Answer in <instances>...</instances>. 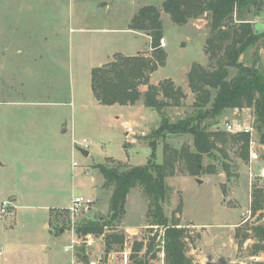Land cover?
<instances>
[{
	"label": "rangeland",
	"instance_id": "obj_1",
	"mask_svg": "<svg viewBox=\"0 0 264 264\" xmlns=\"http://www.w3.org/2000/svg\"><path fill=\"white\" fill-rule=\"evenodd\" d=\"M101 1L0 0V161L3 162L0 166V208L3 201H10L11 195L17 194L16 204L23 207L19 206L18 228L11 237L23 238L27 242L25 245L37 243L39 248V238L44 235L48 237L47 245L56 249L58 256L67 259L68 264L72 263V256L74 264H136L138 259H143L145 264H165L164 227L151 223L149 199L141 186L130 190L126 212L111 228L125 233L123 246L116 244L107 251L104 235H80L76 228L89 219L105 220L112 215L110 201L114 186L105 184L98 165L119 169L144 165L153 152V159L161 163L166 144L177 149L187 144L193 147L191 134L157 136L154 131L163 116L175 121L195 114L198 109L197 93L190 86L189 72L195 63L208 70L215 68V61L207 52L211 16L208 11L184 24H177L168 13H163L162 37L166 38L167 47H160L168 54L165 65L159 67L153 79L160 80L156 84L165 82L170 92L172 88L175 98H179L178 104L168 98L173 104L156 110L145 105L142 97L132 106L104 105L97 102L91 92L88 64L93 58L78 45L83 42L78 39L86 34L71 30L76 25L69 19L60 22L55 17L59 3L69 14L74 4ZM162 1L113 0V3L126 5L124 21L127 22L130 7L157 5ZM236 14L234 20L239 22ZM247 18L253 29L263 36L264 5L258 15L251 13ZM60 23L64 28L60 34L62 42L57 41L56 32ZM126 46L125 50L135 52L128 47L129 43ZM252 47L240 60L261 69L264 67V46H259L254 53ZM236 72L230 67L229 78ZM72 76L77 80L75 90ZM141 85L142 93L148 90L147 84ZM177 89L182 94L176 92ZM160 98H165L163 93ZM226 121L237 128L252 125L259 140L252 108H231L220 116L206 118L203 124L211 130L227 131ZM66 123L68 133L59 134ZM73 139L78 143L74 146V154ZM84 139L87 141L83 142ZM154 141L155 151L151 146ZM82 149L88 150L90 155H84ZM213 153L204 155L201 171L197 174L186 170L184 160L177 163L175 173L166 178L169 197L164 205L165 213L170 219H180V224L186 227V252L194 264H264V251L253 255L252 246L257 238L251 231L252 226L264 223V176L261 175L264 147L258 149L259 158L253 161L250 149L249 156H243L241 141L219 142ZM76 195H91L93 202L77 213L74 233L68 208L55 207L67 206ZM256 199L262 206L255 211ZM50 209L51 229L58 233L65 228L69 232L59 240L50 236L44 226ZM9 211L0 220V246L4 247L0 264H27L35 262L40 255H50L52 250L40 248L32 253L26 247L22 252L17 250L21 244L11 246L5 242L1 237L5 223L15 217ZM111 229L107 233L114 231ZM237 232L240 238L236 237ZM245 234L251 236L240 242ZM72 238L79 243L72 252H66L64 247L71 244ZM88 239L91 244L85 242ZM139 244L142 247L135 252Z\"/></svg>",
	"mask_w": 264,
	"mask_h": 264
},
{
	"label": "trees",
	"instance_id": "obj_2",
	"mask_svg": "<svg viewBox=\"0 0 264 264\" xmlns=\"http://www.w3.org/2000/svg\"><path fill=\"white\" fill-rule=\"evenodd\" d=\"M264 5V0H164L162 9L169 13L173 22L184 24L190 18H197L204 12L210 13L211 29L207 38V52L215 61V68L208 70L200 63H195L189 72V82L197 93L195 114L175 121L163 116L160 126L155 129L157 136L165 134H191L193 147L189 144L182 148H171L165 145L163 162L158 163L155 152L147 164L134 165L130 168L119 169L105 164L98 165L105 178L106 185H113L110 201L111 217L108 219H89L78 225L76 232L80 235L94 233L105 236L106 250L111 251L114 245L123 246L126 235L114 229V223L120 222L126 212V200L133 187L141 186L149 199L151 223L164 227L166 260L165 264H194L186 252V227L180 224V219H170L165 213V203L168 200L169 185L166 178L175 173L177 163L184 160L186 170L191 174L201 171L204 155L214 154L219 142L228 143L241 141L243 156H249L250 134L246 132L232 135L223 130H211L203 124L208 118L222 115L231 108L243 109L250 107L254 110L256 127L260 143L264 145V72L255 65H246L240 60L241 55L252 47L262 36L253 29V24L247 15H258ZM161 8L155 5L141 7L133 18L131 28L147 30L152 37V56H127L117 53L108 63L96 66L91 70V86L94 96L101 104L115 103L135 104L142 97L144 104L162 110L173 104L169 99L179 103L174 96L173 89L165 82L152 84L150 74L159 66L165 65L166 52L160 47L163 34ZM256 11H255V9ZM239 17L234 20V15ZM230 67L237 72L229 78ZM173 81H171L172 83ZM141 84H147L148 90H140ZM176 92L182 94L177 89ZM163 93L165 98H160ZM169 98V99H168ZM216 123V122H215ZM211 123V125L215 124ZM156 148V142H151ZM262 204L255 200L254 210ZM114 230L108 232V230ZM252 236L257 238L252 246L253 255L264 251V223L251 227ZM240 233L236 237L240 238ZM251 235L245 234L240 242H244ZM142 244L134 248V251ZM136 264H145L143 259L136 260Z\"/></svg>",
	"mask_w": 264,
	"mask_h": 264
},
{
	"label": "crops",
	"instance_id": "obj_3",
	"mask_svg": "<svg viewBox=\"0 0 264 264\" xmlns=\"http://www.w3.org/2000/svg\"><path fill=\"white\" fill-rule=\"evenodd\" d=\"M163 2H164V0L157 5H155V4H143V5H139L137 8L130 7L129 18L127 19V22L124 21V20H126V18L124 19V16L126 15V5H124V4L114 5L113 0H102L98 4L97 3L96 4H94V3L88 4L87 3V4H80V5L74 4V5H72V8H70L69 14L65 13L62 10V8H61L62 4L59 3V6L57 7V10H59V12L55 14V17L60 22H62V21L65 22V21H67V19H69L70 23H73L76 25V28H70L71 30L75 29V31L86 34V35H84V37L81 36L78 39V41H81L80 39L83 40V42H81V43L78 42V45L80 46L81 51H82V47H84L85 53L87 55L92 56V58H93L92 62L90 61L88 64V69L90 70V75H91L92 68L110 62L111 60L114 59V56L117 53H121V54L127 55V56H135V55H139V54L147 56V57L152 56V51H153V49H152V37L149 34V31L131 28V23H132L135 15L141 9V7H143L145 5H155V6H158L161 8ZM118 7H119V9H117ZM117 10H119V12H117ZM164 12L165 11L161 8V19L162 20H163V13ZM120 15H122V21H119ZM63 29L64 28L61 27V23H60L59 28H57L58 31L56 30V32H58L57 33V41H61V42L63 41V40H61L62 36L60 35L64 31ZM72 39H73V37H71V40ZM84 41H86V44H84ZM126 43H129L130 46H128V47H130L131 49H135L134 50L135 52H128L127 50H125L127 48V46L125 47ZM78 51H79V49H78ZM165 52H166V49H165ZM58 54H61V53L58 52ZM167 54L168 53L166 52V55ZM166 59H167V57H166ZM161 66H163V65H161ZM161 66H159V67H161ZM159 67L150 74V82L153 84H156L160 81V80L155 81L153 79V74L156 71H158ZM71 81L73 82V87H74V88L73 87L72 88H73V90H75V88L77 87V80L75 79L74 76H72ZM174 81H177V80H174ZM90 84H91V77H90ZM142 86L143 85H141V87ZM141 87H140V90L142 92L144 90ZM91 92H92L93 97L96 99V97L94 96L93 90H92V86H91ZM96 101L99 102L97 99H96ZM71 103L74 105V102H71ZM115 104H119V103H115ZM115 104H111V105H115ZM104 105H106V104H104ZM129 106H132V105L129 104ZM67 133H68V124L66 123L63 126V129L59 130V134H67ZM76 145H78V143L76 142L75 139H73V147H72L73 154H74V146H76ZM89 155H90V152L88 151V155H86V156H89ZM75 163L77 164L76 161H74V164ZM0 166H3V162H1V161H0ZM91 181L93 182L92 179H91ZM90 193L91 192L89 190V194ZM76 196H84V195H76ZM90 196L91 195H89L87 198L93 199ZM17 197L18 196L15 193L11 195V200H10L11 206L9 207L10 211H9V209H8V211L11 212L12 217L13 216H15V217H13L12 218L13 220H11V221L7 220V222H6L7 224L5 223L6 227L2 231L1 237L4 238L5 242L8 245L10 244L11 246H13V245L21 244V245L17 246V250H22V252H24L26 247H27L28 251L32 252V253L34 251H36L37 249H40V248H41V250H44V251L52 250V251H50L51 252L50 255H47V256H44V255L41 256L40 255L41 259H40V257H38V259L35 262L27 263V264H68L67 259L64 260L63 258L58 256V251L56 249L53 250L52 246L47 245L45 240L48 237H46L44 235L39 238L40 240H39L38 244L41 245V247H39V248L37 246V243H28L27 245H25V243H27V242H24L23 238L15 240L14 238L11 237L12 235H14V233L17 231V228H18V221L17 220H18V210L20 209L19 206L23 207V205L16 204L18 201ZM72 199H71V202L67 206H65V205L64 206H56L55 208H63V207L68 208V207H70V205L72 204ZM55 208L52 207L51 209H55ZM51 209L48 212V216H47L48 221L45 223L44 226L47 230L50 231V236L59 240L60 238L64 237L65 234H67L69 232H68V229H65V228H61V229H63V231L60 229V231L58 233H56L54 231V228L51 229L52 228V224H51V216H52L51 211L52 210ZM8 211H7V213H8ZM5 214L6 213H4V214L1 213V208H0V220L3 219V216ZM43 241H45V242H43ZM69 245L70 244H67L64 247V250L66 252L67 251L72 252L68 248ZM0 247L2 248V254H0V255H3L4 247L3 246H0ZM56 255H57V257H56ZM73 257L74 256H72V259H71L72 263L71 264H74ZM26 258H29V256L27 255ZM6 259L7 258H5L4 260H6ZM49 259H51V260H49Z\"/></svg>",
	"mask_w": 264,
	"mask_h": 264
},
{
	"label": "built area",
	"instance_id": "obj_4",
	"mask_svg": "<svg viewBox=\"0 0 264 264\" xmlns=\"http://www.w3.org/2000/svg\"><path fill=\"white\" fill-rule=\"evenodd\" d=\"M160 46L162 47H166L167 46V41L165 37H162L160 39ZM225 129L229 132L232 133H240V132H246L250 134V141H249V149H250V159L251 161L253 160H257L259 158V153H258V149L260 147H264L263 144L260 143V141L255 137L256 133H255V129L252 125H241V127L237 128L235 126H233L232 123L226 121L225 122ZM87 140L84 139L83 142H86ZM82 145V143H81ZM76 164V163H75ZM261 175L264 176V168L261 170ZM92 199L84 197V196H75L72 199V204L70 205V207H68L69 210V221L71 222V227L73 229V231L75 230V217L77 215V213L83 208V207H87L90 203H92ZM11 206V201L5 200L2 203L1 206V213H7L8 208ZM75 233V231H74ZM85 242L90 243V240H85ZM79 243L78 239L72 238L71 239V244L69 245V249L70 250H74L75 248V244ZM0 254H2V248L0 247Z\"/></svg>",
	"mask_w": 264,
	"mask_h": 264
},
{
	"label": "water",
	"instance_id": "obj_5",
	"mask_svg": "<svg viewBox=\"0 0 264 264\" xmlns=\"http://www.w3.org/2000/svg\"><path fill=\"white\" fill-rule=\"evenodd\" d=\"M264 42V36L260 37L255 44L253 45L251 52L254 53L257 51V49L259 48V46H261ZM257 58V56H254ZM259 64L262 65L261 61L259 60ZM261 70L264 72V67L261 68ZM84 155H88V151L85 149H82ZM200 182V180H198ZM63 231V229H61Z\"/></svg>",
	"mask_w": 264,
	"mask_h": 264
},
{
	"label": "flooded vegetation",
	"instance_id": "obj_6",
	"mask_svg": "<svg viewBox=\"0 0 264 264\" xmlns=\"http://www.w3.org/2000/svg\"><path fill=\"white\" fill-rule=\"evenodd\" d=\"M263 36H264V35H263ZM262 45L264 46V42H263V44H262ZM254 59H256V60H257V59H258V57H257V58H256V57H254ZM258 62H259V59H258Z\"/></svg>",
	"mask_w": 264,
	"mask_h": 264
}]
</instances>
